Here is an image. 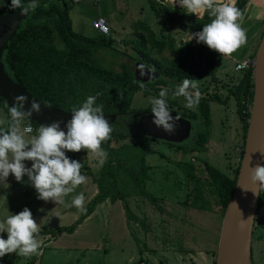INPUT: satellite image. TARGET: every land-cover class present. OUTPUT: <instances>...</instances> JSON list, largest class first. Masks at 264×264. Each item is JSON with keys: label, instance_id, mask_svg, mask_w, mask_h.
<instances>
[{"label": "rangeland", "instance_id": "rangeland-1", "mask_svg": "<svg viewBox=\"0 0 264 264\" xmlns=\"http://www.w3.org/2000/svg\"><path fill=\"white\" fill-rule=\"evenodd\" d=\"M5 1L8 2V0ZM72 2L69 15L74 32L85 37L94 36L95 31L90 25L99 16L103 17L108 24L113 44L111 49L98 52L97 59L100 65L104 69L119 72L120 65L126 63L132 68L133 77L138 81L140 77H146L147 82H152L157 79L158 73L141 61H131L128 58L140 57L134 49L133 42L136 39L137 22L148 25L156 39L170 38L178 47L185 45L187 33H191L182 27L172 26L164 23L163 19L153 17L147 0ZM172 7L181 8L178 4ZM188 42L196 44L194 38ZM257 45L258 42L254 49ZM151 56L165 60L172 57L167 49H164L161 54L153 51ZM226 62L219 63L217 74L223 77L221 82L228 90L236 86L240 74L234 71L233 61ZM224 68L227 70L231 68L232 71L219 72ZM220 83L217 84L218 87L221 86ZM214 86L216 85L213 84L208 91L212 92L211 89H214ZM149 99L150 96L144 97L141 93H136L131 109L136 112L150 110ZM167 99L178 101L179 109L169 104L171 111L187 109L184 107L183 97H173L168 94ZM216 104L210 105L208 136L201 151L180 152L161 141H145L148 152L144 154V159L145 164L150 167L149 180L145 183V188L155 198L156 203L149 202L138 193L128 196L127 209L119 201L114 204L105 201L95 207L90 220L82 222L75 228V233L57 234L53 242L51 236L41 234V231L71 226L80 217V211L75 207L66 208L64 204L55 205L51 201L36 199V193L32 187L27 183L15 181L9 174L6 178L8 187L0 188V221L6 215L15 214L24 207L30 210L39 227L37 239L42 242L41 253L33 255L31 259L33 264H140V261L142 264H199L203 262V259L205 263L208 261V264H212L224 214L221 216L219 207L212 200V210L208 211H200L184 205L188 189L179 166L191 161L195 167L203 171L205 162L232 177L233 170L238 161L240 162L241 139L238 137L236 140L235 132L233 133V130L228 127L233 126L234 122L236 126L234 131L238 129V119L234 118V121H231L228 111L218 106V103ZM5 122V114L0 109V128H4ZM116 126L127 131L133 129L130 124ZM191 126L189 138L178 143V146L189 148L192 145L196 133L202 126L200 121L192 122ZM22 129L23 122L20 125V131L25 139H29L36 134L38 128L32 134H24ZM139 141V138H128L123 142L129 144ZM235 142L237 146L234 145ZM72 153L75 159L86 165L93 175L100 169L101 165L97 164L96 159L87 153V150L81 149L79 152ZM24 163L25 166H30L31 162ZM81 172L85 175L86 182L78 185L73 193L68 194L64 198L65 203H68L78 192L84 194L85 205L96 195V185L92 177L84 170ZM26 179L22 177V180L26 181ZM260 192H264V182L261 183ZM257 216L258 220L254 222L252 231V260L254 264H264V206L258 210ZM0 237L6 238V234L0 233ZM18 257L16 255L14 259Z\"/></svg>", "mask_w": 264, "mask_h": 264}, {"label": "trees", "instance_id": "trees-1", "mask_svg": "<svg viewBox=\"0 0 264 264\" xmlns=\"http://www.w3.org/2000/svg\"><path fill=\"white\" fill-rule=\"evenodd\" d=\"M248 1L236 0V7L242 14ZM147 4L156 19H163L164 23L177 25L191 33L201 30L202 25L211 19L207 14L202 18L194 14L186 15L185 9L171 8L161 0H147ZM72 5V0H39L37 8L20 23L18 31L3 52L1 60L3 69L10 79L44 106L65 113H69L73 107H78L88 95H96L95 103L102 105L103 113L114 114L118 119L141 115V113L151 115L149 109L143 112L131 109L136 93H141L144 97H153L161 87H164L169 90L168 94H171L174 86L184 78L195 79L200 94L195 110L183 109V111L171 112L178 118L189 120L190 123L200 121L202 128L196 133L189 148L180 147L178 144H166L180 152L201 151L208 136L210 103H219L221 100L214 90L212 92L208 90L213 84H217L215 74L224 55L209 50L202 43L187 42L184 46L178 47L170 38L158 40L148 25L137 22L136 39L133 42L134 49L140 57L128 58L131 61H141L158 73L154 81L140 82L135 80L132 68L126 63L120 65L119 72L104 69L100 65L97 54L99 51L111 49L113 39L110 34L102 36L95 32L94 36L85 37L74 32L69 15ZM9 11L12 10L7 6L0 7V16ZM164 49L171 52V59L151 56L153 51L161 54ZM252 73V69L240 73L236 86L228 91L229 96H233L236 100L241 122L239 160L252 99ZM168 104L177 108L179 106L177 99L168 100ZM0 109L5 114L6 122L3 129H6L10 118L8 107L1 98ZM27 121L22 122L24 124ZM28 122L32 124L33 132L39 128L35 122ZM117 124L118 122L115 121L111 125L112 132L109 139L101 143V148L107 153V159L98 172L93 175L82 163L81 171L84 170L92 177L97 190L96 195L85 205L86 211L80 212V217L71 226L43 229L41 234L52 238L58 233L72 234L75 228L93 213L95 207L105 201L111 204L119 201L127 209L128 196L138 193L149 202L156 203L155 198L145 188V183L149 180L150 167L145 164L144 154L148 152L145 141L159 140L148 137L140 131L121 129L116 126ZM128 138H139L140 141L129 144L123 142ZM66 155L75 159V155L70 151L66 152ZM238 167L239 161L230 177L205 162L203 171L195 167L191 161L181 164L179 168L188 189L184 205L192 209L208 211L212 210V200L219 207L222 216L234 190ZM257 206L254 222L258 220V210L264 206V192L259 193ZM127 217L129 218V214ZM213 255L215 256V252ZM251 264H254L252 250Z\"/></svg>", "mask_w": 264, "mask_h": 264}, {"label": "clouds", "instance_id": "clouds-1", "mask_svg": "<svg viewBox=\"0 0 264 264\" xmlns=\"http://www.w3.org/2000/svg\"><path fill=\"white\" fill-rule=\"evenodd\" d=\"M165 4H178L185 9L184 14H194L211 17L201 30L187 33V43L195 38L196 43L204 44L209 50L219 55L228 56L246 43V30L241 26L242 12L236 7V0H161ZM39 0H0V7L7 6L22 16L28 15L37 8ZM167 88L161 87L156 96L150 97L151 123L165 133L172 134L177 127L178 117L174 116L168 104ZM98 95V94H97ZM173 97H183L184 107L195 110L200 94L196 80L184 78L174 86ZM26 97L14 98L12 106L8 107L10 122L6 129L0 128V188H7L6 178L12 175L15 181L27 183L36 193V199L54 204H64L75 207L81 213L86 211L85 197L81 192L71 197L68 203L64 198L75 191L78 185L86 182L81 172L82 164L71 159L66 152L87 150L96 159L98 165H103L107 153L101 148V143L109 139L112 132L102 105L96 104V95H88L78 106L70 110V118L63 123L53 120L42 124L36 134L25 139L20 131L22 121H26L33 113L40 111L41 105L30 102L24 107ZM32 129L25 125L23 133ZM30 161V166H25ZM26 177V181L22 180ZM253 182H264V165L257 164L251 170ZM257 194V193H256ZM9 212V211H8ZM58 215V214H57ZM38 223L32 217L27 207L15 214L6 215L0 221V257L14 253L25 258L39 255L42 242L37 239Z\"/></svg>", "mask_w": 264, "mask_h": 264}, {"label": "water", "instance_id": "water-1", "mask_svg": "<svg viewBox=\"0 0 264 264\" xmlns=\"http://www.w3.org/2000/svg\"><path fill=\"white\" fill-rule=\"evenodd\" d=\"M27 16L20 15L19 10L0 16V98L10 107L15 97L23 95L26 97L25 108L33 101L41 105L40 111L33 113L28 121L35 122L40 127L53 120H60L63 128L70 113L44 106L14 83L3 69V52ZM253 60V90L244 145L234 190L222 218L214 264H251L252 231L261 187V184L258 187L259 182L252 181L251 170L257 164L264 165V26ZM147 81L148 78L140 77V82ZM104 115L111 125L115 121L118 124H130L133 127L131 131H140L148 137L173 144L188 139L192 127L189 120L178 118L175 131L168 134L151 123V115H131L119 119L114 114Z\"/></svg>", "mask_w": 264, "mask_h": 264}, {"label": "crops", "instance_id": "crops-1", "mask_svg": "<svg viewBox=\"0 0 264 264\" xmlns=\"http://www.w3.org/2000/svg\"><path fill=\"white\" fill-rule=\"evenodd\" d=\"M101 17V16H99ZM241 26L246 30V43L242 45L240 48H238L235 52L231 53L228 56H224L222 59V62L227 63L226 61H233L234 63L238 60L252 57L253 51L255 50V46L258 40L260 39V34L262 33L263 26H264V0H249L248 3L246 4L243 14H242V22ZM232 71V69L230 68ZM229 69L227 70L226 68L219 70V72L222 71H230ZM218 70L216 71L215 77L217 78V84L221 82V79H223L222 76L217 74ZM240 74V73H238ZM241 75V74H240ZM221 77V78H220ZM216 84V86H217ZM221 86H215V89H211L212 91L214 90L218 96H220L221 100L218 103V106H221L222 108L225 109V111H228V113L231 115V121H234V118H237L238 120V129L236 128L234 131L235 123L233 122V126H229L228 129H232L233 133L235 132V139L237 140L238 137L241 139V122L237 113V106H236V100L233 98V96H229V89L225 87L222 82L220 83ZM211 104H216L214 102L210 103ZM217 105V104H216ZM237 146V143L235 144ZM94 214V213H92ZM91 214V215H92ZM91 216L87 217L83 223L86 220H90ZM79 227V226H78ZM75 233V232H74ZM60 234V233H58ZM56 240V238H53V242ZM161 242V241H160ZM16 255H11V254H6L4 257H0V264H33V261L31 260L33 256L30 257H23L19 256L18 258L20 259H14ZM13 260V261H12ZM20 260V261H18ZM23 260V261H22ZM130 260V259H129ZM193 261V260H192ZM10 262V263H9ZM129 262V261H128ZM142 264V261H140ZM148 262V261H146ZM199 264H208V261L203 259L202 263Z\"/></svg>", "mask_w": 264, "mask_h": 264}, {"label": "built area", "instance_id": "built-area-1", "mask_svg": "<svg viewBox=\"0 0 264 264\" xmlns=\"http://www.w3.org/2000/svg\"><path fill=\"white\" fill-rule=\"evenodd\" d=\"M72 1H75V3L79 2V0H72ZM91 28L102 36H108L110 34L108 24L103 17H97L96 19H94L91 23ZM253 63H254L253 57H248V58L238 60L234 63V71L238 73H244L246 71H249L250 69H252ZM25 125L30 126L32 131L29 133H24V134H32L33 133L32 124L27 121L23 124V128Z\"/></svg>", "mask_w": 264, "mask_h": 264}, {"label": "flooded vegetation", "instance_id": "flooded-vegetation-1", "mask_svg": "<svg viewBox=\"0 0 264 264\" xmlns=\"http://www.w3.org/2000/svg\"><path fill=\"white\" fill-rule=\"evenodd\" d=\"M161 142H163V141H161ZM165 144L167 143V142H164ZM173 144V143H172ZM167 145V144H166Z\"/></svg>", "mask_w": 264, "mask_h": 264}]
</instances>
